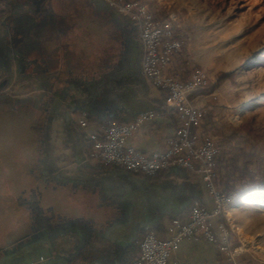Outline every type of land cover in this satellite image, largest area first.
<instances>
[{
  "label": "crops",
  "instance_id": "1",
  "mask_svg": "<svg viewBox=\"0 0 264 264\" xmlns=\"http://www.w3.org/2000/svg\"><path fill=\"white\" fill-rule=\"evenodd\" d=\"M141 61L135 25L103 0H37L35 7L31 0H0V264H127L142 232L153 229L164 239L188 206L213 210L197 173L173 166L148 180L89 158V134L142 112L155 117L127 141L139 152L164 151L179 128L178 114L144 77ZM31 109L37 116L31 128L41 133L39 161L55 183L51 197L68 191L75 203L40 202L30 218L29 202L23 207L13 199L18 187L27 191L19 178ZM82 118L101 126L84 130ZM23 208L26 214L13 219V210ZM219 223L212 218L217 236ZM168 264L234 260L197 237L181 242Z\"/></svg>",
  "mask_w": 264,
  "mask_h": 264
},
{
  "label": "rangeland",
  "instance_id": "2",
  "mask_svg": "<svg viewBox=\"0 0 264 264\" xmlns=\"http://www.w3.org/2000/svg\"><path fill=\"white\" fill-rule=\"evenodd\" d=\"M136 1L158 19L172 22L180 43L172 66L183 80L197 70L206 76L204 88L191 100L203 113L199 131L225 156L221 171L215 168L216 182H223L227 175L238 184L243 174L264 180V0ZM36 117L31 109L29 130L24 132L27 154L23 158L27 160L19 183L27 191L20 193L18 187L13 199L16 205L24 203L23 207L29 202V214L36 211L32 201L47 208L61 197L66 203L70 200L63 190L54 200L51 197L55 183L44 175L39 161L41 144L36 139L41 133L31 128ZM25 212L24 208L13 210V219ZM218 217L219 222L224 219L230 248L237 252L234 264H264V196L240 197Z\"/></svg>",
  "mask_w": 264,
  "mask_h": 264
},
{
  "label": "built area",
  "instance_id": "3",
  "mask_svg": "<svg viewBox=\"0 0 264 264\" xmlns=\"http://www.w3.org/2000/svg\"><path fill=\"white\" fill-rule=\"evenodd\" d=\"M110 8L130 19L135 25L142 48V74L151 84L165 94V104L179 117L180 126L173 137L167 140L164 151L145 154L127 144L128 139L155 114L145 111L132 121L124 124H110L89 134L92 142L89 158L95 163L122 168L133 174L154 177L176 166L197 173L213 201L210 212L198 205L191 207L187 222H170L164 239L153 232L141 242L140 252L132 264H168L170 256L181 242L201 237L214 244L221 253L234 260L237 252L230 248L229 233L220 223L217 236L213 230L212 218L224 213L229 199L215 187L214 159L218 148L212 140L199 131V121L203 113L192 102L191 96L202 90L206 76L195 71L188 80L173 69L174 56L180 52L171 21H162L148 6L136 0H103ZM80 128L87 130L89 122L79 120Z\"/></svg>",
  "mask_w": 264,
  "mask_h": 264
},
{
  "label": "trees",
  "instance_id": "4",
  "mask_svg": "<svg viewBox=\"0 0 264 264\" xmlns=\"http://www.w3.org/2000/svg\"><path fill=\"white\" fill-rule=\"evenodd\" d=\"M88 122L89 123H96L97 126H101V123L99 120L88 118ZM112 124H119V123H112ZM224 158H225V156H223V153H220L218 151V153L216 154L215 159H214V163H215L214 168H218V170L221 171V166L224 163ZM107 167H111V166H107ZM133 175L136 177H140V178H146L148 180H160L163 178L164 173H159L154 177H146V176H143L141 174H133ZM246 175L245 174L242 175V178L240 179V182L238 184H235V182L233 184L229 178L230 176H227V175H226V177L224 176L225 180L223 182H221V181L216 182V180L214 179V184H215L216 189L221 194H223L224 196H226L229 199L228 207L233 206L240 197L250 198V197H254L257 194H261L262 196H264V180H258L254 176H250L249 174H246ZM191 207H192L191 205L188 206L186 209H184L181 212V214L178 217L172 219L171 222L173 220L180 221L179 220L180 216L183 214H186L187 212H190ZM220 222L224 223L225 221L222 218V219H220ZM150 232H153L156 235L155 231L153 229H151L149 231L142 232L139 236L138 241L134 242L135 246H139V251H137L135 256L131 257L130 260H128L127 264H132L136 260V258L139 255V252H140L141 242L144 239V237ZM159 239H161V238H159Z\"/></svg>",
  "mask_w": 264,
  "mask_h": 264
},
{
  "label": "flooded vegetation",
  "instance_id": "5",
  "mask_svg": "<svg viewBox=\"0 0 264 264\" xmlns=\"http://www.w3.org/2000/svg\"><path fill=\"white\" fill-rule=\"evenodd\" d=\"M36 2H37V0H31V3H32V5H34V7L36 5ZM36 203H37V201L30 202V204L33 205L35 208L37 207ZM37 218H39V217L35 216V221H37Z\"/></svg>",
  "mask_w": 264,
  "mask_h": 264
},
{
  "label": "bare ground",
  "instance_id": "6",
  "mask_svg": "<svg viewBox=\"0 0 264 264\" xmlns=\"http://www.w3.org/2000/svg\"><path fill=\"white\" fill-rule=\"evenodd\" d=\"M253 198V197H250V199ZM248 199V198H247Z\"/></svg>",
  "mask_w": 264,
  "mask_h": 264
}]
</instances>
